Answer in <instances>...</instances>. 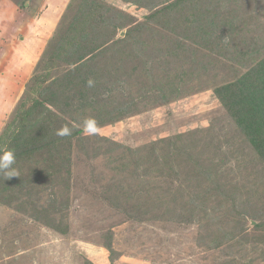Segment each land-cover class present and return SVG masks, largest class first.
<instances>
[{
  "label": "rangeland",
  "instance_id": "rangeland-1",
  "mask_svg": "<svg viewBox=\"0 0 264 264\" xmlns=\"http://www.w3.org/2000/svg\"><path fill=\"white\" fill-rule=\"evenodd\" d=\"M262 78L264 0H0V264H264Z\"/></svg>",
  "mask_w": 264,
  "mask_h": 264
},
{
  "label": "clouds",
  "instance_id": "clouds-1",
  "mask_svg": "<svg viewBox=\"0 0 264 264\" xmlns=\"http://www.w3.org/2000/svg\"><path fill=\"white\" fill-rule=\"evenodd\" d=\"M93 81L88 80L87 86L92 87ZM94 122L91 119L84 120V131L86 133H91L93 131ZM57 135L66 136L70 135V130L67 127H64L61 130H57ZM16 163V154L14 150L5 147H0V173H3L5 179L11 177H19V172L16 168L13 167Z\"/></svg>",
  "mask_w": 264,
  "mask_h": 264
},
{
  "label": "trees",
  "instance_id": "trees-1",
  "mask_svg": "<svg viewBox=\"0 0 264 264\" xmlns=\"http://www.w3.org/2000/svg\"><path fill=\"white\" fill-rule=\"evenodd\" d=\"M263 81H264V78L261 79V82H263Z\"/></svg>",
  "mask_w": 264,
  "mask_h": 264
}]
</instances>
